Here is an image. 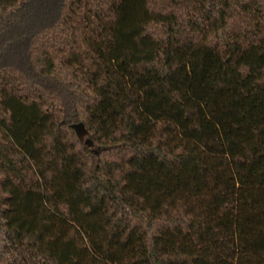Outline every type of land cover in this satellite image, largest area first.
Masks as SVG:
<instances>
[{"label":"trees","instance_id":"trees-1","mask_svg":"<svg viewBox=\"0 0 264 264\" xmlns=\"http://www.w3.org/2000/svg\"><path fill=\"white\" fill-rule=\"evenodd\" d=\"M0 264H264V0H0Z\"/></svg>","mask_w":264,"mask_h":264}]
</instances>
